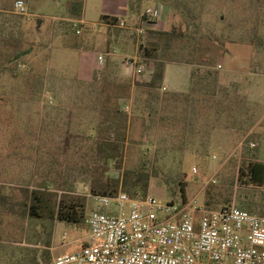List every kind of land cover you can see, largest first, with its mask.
Returning <instances> with one entry per match:
<instances>
[{
    "label": "rangeland",
    "instance_id": "obj_1",
    "mask_svg": "<svg viewBox=\"0 0 264 264\" xmlns=\"http://www.w3.org/2000/svg\"><path fill=\"white\" fill-rule=\"evenodd\" d=\"M15 1L0 0V7L12 8L0 12V187L61 186L67 196L85 200V220L23 221L0 208V264H30L35 255L40 264H53L58 255L80 250L89 234L87 216L95 209L93 173L103 167L110 179H122L126 170L148 174L147 196L164 203L196 198L211 209L235 205L264 215V182L256 187L250 180L251 162H264V0H130L141 6L135 19L98 34L86 28L79 34V25L64 19L55 20L56 28L52 19L35 16L31 6L48 14L52 0H22L27 15L16 12ZM62 6L66 14L74 4ZM155 6L158 17L145 18V35L138 36L142 15ZM195 22L216 44L206 39L197 60L188 45H174L166 83L186 89L182 65L197 74L190 89L178 93L163 84L148 95L142 84L156 60L144 58V47L158 42L155 32L185 30L188 24L194 32ZM64 33L67 41L59 37ZM12 35L32 52L5 64L14 52L6 45ZM76 44L90 56L101 53L103 64L88 67L76 50L64 48ZM114 45L119 55L106 56ZM131 59L144 63L142 74L125 69ZM202 62L206 66L196 65ZM120 84H131L125 97H119ZM116 108L128 117L127 140L121 161L105 165L90 156L87 140L106 134L109 112Z\"/></svg>",
    "mask_w": 264,
    "mask_h": 264
},
{
    "label": "built area",
    "instance_id": "obj_2",
    "mask_svg": "<svg viewBox=\"0 0 264 264\" xmlns=\"http://www.w3.org/2000/svg\"><path fill=\"white\" fill-rule=\"evenodd\" d=\"M159 8L144 12L138 36L145 35V18L158 17ZM15 10L27 15L22 0ZM116 26L126 28L127 22L120 19ZM124 67L135 74L145 70L135 59ZM92 199L85 243L75 253L55 257L53 264H264V215L235 205L211 209L196 198L164 203L123 191Z\"/></svg>",
    "mask_w": 264,
    "mask_h": 264
},
{
    "label": "trees",
    "instance_id": "obj_3",
    "mask_svg": "<svg viewBox=\"0 0 264 264\" xmlns=\"http://www.w3.org/2000/svg\"><path fill=\"white\" fill-rule=\"evenodd\" d=\"M82 3H74V9H79L78 16H81ZM141 6H132L131 11H139ZM181 9V6H174ZM1 17V14H0ZM117 20L114 19L113 23ZM190 25H187L185 30H170L155 32L158 35V42L152 44V47H144V58L154 56L156 63L154 64V72L148 82L142 84L147 90L146 93L151 95L154 91L160 89L163 85L166 66L173 61L172 53L170 52L174 45H185L183 49L189 47L193 60H197V54L202 51L203 43L207 39L209 42L216 44L213 34L203 33L202 25L198 22L193 24L194 32H190ZM79 30V29H78ZM77 30V31H78ZM7 41V42H6ZM6 45L13 47L14 52L6 55L5 64H13L20 62L23 58L31 54L32 47L22 48L23 38L21 36L12 35L6 40ZM171 53V54H169ZM5 55V54H4ZM202 57V56H200ZM198 66H206L205 62L196 63ZM209 65V64H208ZM210 77H214L213 72H207ZM218 73L216 72V75ZM196 73L191 74V78L196 77ZM204 79H209L205 77ZM217 81V80H215ZM131 84L117 85L120 91H123L119 97H125V91H128ZM139 85V84H138ZM116 87V86H115ZM117 92V91H115ZM173 96H179L174 93ZM191 96H187L191 99ZM2 101V100H0ZM113 120L106 129V134L100 135L97 138H91L90 134L87 141H90L91 157L99 159L105 165L115 163L122 157V146L127 140L126 123L128 117L119 108L109 112ZM150 115V114H149ZM108 121V120H107ZM110 123V122H109ZM106 124V123H104ZM121 161V160H120ZM250 168L251 182L256 187H262L264 182V162H251ZM107 168L102 170H94L93 180L90 184V191L93 195H114L120 191V188L128 194H134L141 197L147 196L149 189V175L142 171L126 170L122 179H110L106 177ZM9 190L6 192V190ZM182 190H184L182 188ZM67 190L53 183H46L42 187H34L29 182L20 184L16 187H0V208L1 211L18 216L23 221L26 219L40 221H61L71 224H80L85 220V200L75 199L67 196ZM209 204V203H208ZM30 264H40L39 259L35 256L30 261Z\"/></svg>",
    "mask_w": 264,
    "mask_h": 264
},
{
    "label": "crops",
    "instance_id": "obj_4",
    "mask_svg": "<svg viewBox=\"0 0 264 264\" xmlns=\"http://www.w3.org/2000/svg\"><path fill=\"white\" fill-rule=\"evenodd\" d=\"M17 1V0H16ZM15 1V3H16ZM49 1V0H48ZM64 1L71 2L74 4L75 2L77 3H82V8H81V16H78L79 9H74L73 6H71L70 11H68L65 14V10L63 9L62 4ZM15 3H14V8H15ZM51 3V2H50ZM33 10H36L37 15L35 16H42L45 18L52 19L54 24L56 25L55 27L58 28L59 22H56V19H64L66 21L72 22L74 26H78L81 28L79 29L82 30L84 28L90 29V31H94L96 34H98L100 31H104L110 27L116 26V23L120 19L128 21H132L135 19V14L134 11L130 10V0H52V3L49 6L48 14H43L41 12V6H31ZM38 10V11H37ZM12 8L10 6H2L0 7V12L1 13H6V12H11ZM35 14V13H34ZM116 19L117 22L113 23V20ZM137 19V18H136ZM52 22V23H53ZM81 33V31H80ZM79 33V34H80ZM59 37H62L64 41H67L66 34L64 33L59 34ZM115 40V38H113ZM113 40V41H114ZM113 44H115L113 42ZM64 48L68 50H76L80 56V62L88 67H96L98 64H103L98 61V57L102 56L101 53H98V55L95 56H90V50L81 46V44H76L74 47H71L70 45L65 46ZM120 50L119 47L113 46L112 51L109 53L105 52L106 56H117L119 55ZM171 63H168L166 66V72H165V77H164V89H169L171 91H175L178 93L181 92H187L190 89L191 85V72L190 68L182 65H178L181 67V71L186 75V89L183 88H168L166 86L167 83V73L168 69ZM59 256V255H58Z\"/></svg>",
    "mask_w": 264,
    "mask_h": 264
}]
</instances>
